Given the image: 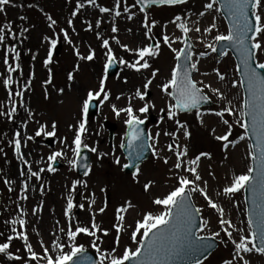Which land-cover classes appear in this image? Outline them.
I'll use <instances>...</instances> for the list:
<instances>
[{"label": "rangeland", "instance_id": "374dc122", "mask_svg": "<svg viewBox=\"0 0 264 264\" xmlns=\"http://www.w3.org/2000/svg\"><path fill=\"white\" fill-rule=\"evenodd\" d=\"M208 0H192L181 7L164 9H152L148 12L150 21L155 19L158 21L157 26L153 29L152 36L160 42V51L158 56L151 57L149 69H141L136 72L133 69L121 65L120 71L114 77H107L105 81V90L110 93L108 101L102 104L100 114L95 118H89L86 124L88 132L84 137L89 148L96 147L97 152L92 153L91 171L85 177H78L75 168H73L68 160L73 159V154L69 147H66L60 141L67 137V144L71 145L74 138V133L70 130V125H76L82 118L83 100L87 98V92L99 89V81L104 76V65L107 63L105 49L101 46L103 39L109 40V46L113 49V55L117 61L122 57L127 62H134L138 57L134 52L126 51L116 44L112 39L115 36L120 40L121 44H126L131 49L140 46H146L151 43L145 36V30L142 27L143 13L139 11V7L135 4V0H121V16L113 19L109 14L100 13L98 8H93L86 5L81 9L76 17H71V12L75 9L76 0H12V3L17 5L6 6L5 13H0V27L6 23L12 24L11 31L16 33V39L6 34V40L3 45H0V111L7 112L12 103L15 102L17 112L13 114L12 120H8L6 116H0V232L7 235L12 234L10 229L13 226L11 223L6 224L5 221H12L19 217L21 209L27 212V215L22 217L27 223L23 230H26L29 236V242L33 245L34 250L41 254L42 250L38 241L42 238L45 245L50 244L53 238L52 234L61 237V242L67 245L68 241L64 234L60 233L59 229L68 226V218L64 215L66 201L71 183L73 180H80L86 183H81L77 186L74 193V205H76L70 215L73 230L79 223L81 226L91 225L92 214H95V222L100 226V231L97 232L99 239L94 247L92 241L95 237H89L83 233L79 234L76 240L77 245H83L85 249L95 252L100 259L97 248L100 252H109L116 246L117 232L114 225L119 223L116 220L115 210L126 202H130L131 207L127 212L122 213L125 219L123 228L120 233L119 245L117 246V254H122L125 247L135 248L130 239L131 232L134 230L135 222L142 218L148 212L158 214L164 211V206H157L153 203L156 198H161L176 186L177 181L173 178L177 170L173 169L175 156L167 150V145L172 143L169 136L164 135L165 132H174L176 124L174 120L167 119L166 112L161 113L160 109L167 108L169 103H174L171 99L161 91L158 85H162L170 79L171 68L175 67V54L162 42L164 29L162 25L168 23L175 15H181L186 19L189 26H192L193 21H198L197 26L203 28L209 26L215 17L216 29L211 33L202 35L195 31L189 33V38L195 45L194 60L198 59L199 71L196 73L197 81H203L204 85H211L212 88H219L225 97L221 100L210 88H204L212 101L213 107L200 109L201 117L196 116L197 111L186 114H178L175 119L186 123L190 132V137L185 139L183 130L177 133V142L188 147V157L194 158L201 151H206L211 154L210 158H203L199 164V173L204 180L208 181L207 192L214 202L221 204L225 209L226 219H231L232 222L239 228H244L247 232V222L245 218V209L240 193H236L231 197L223 195L217 196V192L222 193L223 187L230 184L234 174H241L250 166V159L247 156L248 141H239V135L243 131L238 125L233 128V136L231 139L237 140L235 147H230L224 151L221 147L222 142L214 139L211 129L215 128L216 134H223L226 127L221 123L214 113L228 106L231 101V106L234 109H239L242 106L241 87H233L232 81L238 80L236 77L235 63L232 57H227L223 60H218L215 52L206 47V44H213L215 35L218 33L226 34L227 28L219 14L217 5L211 13H205V16L200 17L199 12L203 11V4ZM97 4L104 7H113L114 0H97ZM31 5L32 7H29ZM128 6L131 13H135L132 20H128L127 13L123 12V8ZM47 12L57 20L56 32L53 33L47 27V20L44 13ZM23 15L27 19L19 20ZM73 19L72 27H69L67 20ZM100 19L101 26L95 28V22ZM85 21H90L94 28L86 30ZM115 23L118 28L117 33L111 32V24ZM28 27L29 31L20 37L19 32L22 28ZM63 28L69 34V39L73 41L69 45L63 39V33L60 29ZM75 28V31H72ZM100 33V38H97L96 33ZM166 33L172 38L181 36L182 33L173 24L168 23ZM48 35L50 38L57 39L55 48L52 49L53 60L49 64L52 71L51 85H44V81L48 78V69L43 65L46 58L49 44L43 41V36ZM15 46L21 52L20 64L23 69V77H20L19 70L13 73V83L10 85L13 96L11 101L8 98V92L3 86V79L6 78L7 71L3 64L5 50L8 47ZM74 46L79 49L81 55H87L89 47L94 50V59L92 61L79 60L75 55ZM183 44L177 40L173 47L177 50ZM59 50L56 55L55 50ZM56 50V51H57ZM205 51L208 53L205 57H199V52ZM35 54L36 59L32 60V55ZM9 63H13L12 53H8ZM258 61L264 62V53L257 57ZM143 61H141L142 63ZM78 65V70L77 66ZM159 69L157 76L153 79V83L148 90L143 89V84L147 79L151 78V72ZM214 69H219L221 74L225 76L223 81H220L216 76ZM74 73L72 81L67 80L68 72ZM207 72L208 75H202ZM30 73H34L31 89L25 92L24 105L20 106L19 98L15 96L17 88L24 84L29 78ZM19 83L15 85L17 81ZM47 87V95L45 94ZM203 87V85H201ZM63 88L61 93L59 89ZM142 91H150V96H146L145 100H140L135 96L136 89ZM103 94L99 98H94L100 102ZM119 97V99L117 98ZM131 103L134 114L149 123L152 143L157 155L150 157L147 163L140 167L136 174L127 175L122 173V165L125 159L120 154L121 142L124 140L127 119L126 113H121L117 116L112 111V105H115L117 110L126 108ZM147 102L149 105H154L149 108L147 113H140L139 108ZM25 109L32 111L33 116L29 118ZM165 118L161 121L160 117ZM225 118L230 122L234 117L225 114ZM238 118V111L237 116ZM203 121L201 124L200 121ZM26 122V127H22ZM46 124V131H51V124H57L55 144L53 147L47 146L45 138L47 136L41 133L40 137H35V131L38 130L39 124ZM112 124L111 127H116V137L114 142H109V127L107 124ZM20 131L22 136L31 135L33 140H22V152L29 161L28 165H24L16 158L14 152V144L9 141H14L15 132ZM159 132L161 135L156 138L155 134ZM54 151H62L65 155L57 157L61 160L62 167L56 169L55 172L47 171L48 164L53 161H48L47 157ZM99 153H105L100 156ZM153 154V153H152ZM167 157L168 164H164L163 160ZM119 159V164L116 160ZM40 161V163H37ZM31 166L33 171H38L39 168H45L41 173V179L32 178L28 181L29 191L27 193L28 200L20 199V189L22 177L19 176V170ZM191 178V177H190ZM9 180L11 184H5L4 181ZM151 181L147 191L143 186ZM43 185L44 192L41 195L40 186ZM12 188L9 191V188ZM203 187V184H201ZM35 188V191L32 189ZM195 194L196 202L202 210L204 221L208 222V227L204 229L203 235H209L211 232L219 231L218 213L207 206L206 201L198 192ZM94 198L95 203L89 207V201ZM107 203V207L103 213L99 209ZM42 203V211L36 215L32 214V209ZM84 204V209L79 208V204ZM239 205L237 208L236 205ZM19 205V207H17ZM59 222V223H57ZM17 231L22 229L19 223L15 225ZM36 229L40 235L37 236ZM103 230L108 231L105 236ZM235 235V234H234ZM221 238L227 239L224 233L216 239L219 242L218 249L211 254V257L203 264H222L224 259L230 258L233 251V246L222 244ZM6 241L3 236L0 237V242ZM17 249L20 251L17 252ZM9 251L13 254L20 255L24 260L28 259L27 253L23 249V242L20 239H13ZM64 251H69L67 246ZM245 258L250 264H264L262 258L255 253L245 254ZM0 264H19L16 261H9L3 255H0ZM35 264V262H30ZM43 264V261L40 262Z\"/></svg>", "mask_w": 264, "mask_h": 264}, {"label": "snow or ice", "instance_id": "6c2138e0", "mask_svg": "<svg viewBox=\"0 0 264 264\" xmlns=\"http://www.w3.org/2000/svg\"><path fill=\"white\" fill-rule=\"evenodd\" d=\"M221 4V7L226 10V14L229 17V24L227 33H218L214 37V41L222 42L228 41L229 44L235 49L238 54L239 63L235 66V71L239 73V79L232 81V86L244 87L247 95L243 99L242 106L237 110L231 106V101L228 102V106L218 110L214 113L219 118L221 123L226 127V131L223 134H216L215 128L211 129L214 139L218 142H222L221 147L224 151L229 149V146L235 147L238 143L237 140L230 139L233 133L234 126L238 125L243 130V134L239 135V141L250 142L247 144V156L251 160V165L248 166L246 171L241 174H234L229 185L223 187L222 193L217 192V196L231 197L234 194L245 190L251 193V204L247 210V232L244 228L237 227L231 219H226L225 209L221 204L216 203L208 195L207 186L208 181L204 180L200 175L198 169L199 164L203 158H210L211 154L206 151H201L194 156V158L188 157V147L181 145L177 142V133L183 130V136L185 139L190 137V132L186 123H182L180 120L175 119L178 112L191 111L197 109L196 116L199 119L201 112L198 110L199 106L209 100V96L204 94V88H210L221 100L225 99L219 88H212L211 85H204L203 81H197L193 78V73L198 72L199 60H194L193 44L189 40V33L195 31L202 35L211 33L216 29L215 17L213 22L206 27H199L198 21H193L192 26L186 19H183L181 15H175L168 23L173 24L182 33L181 36L172 39L167 33L168 23L162 25L165 30L162 35V42L166 45L174 54L176 58V65L171 69L170 79L164 82L162 85H158L161 91L166 94L174 103H169L167 108H161V113L166 112L167 119L174 120L176 124V130L174 132H165L164 135L171 137L172 143L167 145V150L175 156V163L173 169L177 170L173 177L177 184L172 190L165 194L161 198H156L153 203L157 206H164V211L153 214L148 212L137 220L134 225V230L131 232L130 239L133 244L137 245L134 249L125 247L122 254H117V246L119 245L120 233L123 228V221L125 219L122 213L128 211L131 207L130 202H126L121 207L115 210L116 220L119 223L115 224V230L117 232L116 241L114 246L109 252H100L97 248V252L100 255L99 260H94L91 256L87 255L83 245H77L76 240L79 234L83 233L89 237H95L92 241L93 246H96V242L99 239L97 232L100 231V226L95 222V214H92L91 225L81 226L79 223L73 226L71 223V211L76 206L74 205V193L77 186L84 183L80 180H73L68 192L66 207L64 210L65 217L68 218V226L65 230L64 227L59 229L60 233L64 234L67 238V245L61 242V237L52 234L53 238L48 246L45 245L41 238L38 243L42 250L41 254H38L33 245L29 242V236L26 230H23L27 221L22 218L27 215V212L21 209L19 217L12 221H5L6 224L11 223L13 226L10 231L12 234L6 236V242H0V255L6 257L9 261H16L19 264H176L177 261L180 264H203L201 256H204L207 250L211 247L206 243L209 239L208 236L200 235L197 232L204 231L208 227L207 221H202L201 224L196 223L197 215L200 213L199 208L193 207L190 199V195L193 192H198L206 201L207 206L214 209L218 213V226L219 231L211 232L210 237L215 239L221 237V233H224L226 240L221 238L222 244L230 243L233 246V251L230 254V258L224 259L222 264H250L249 260L245 258V254L256 252L264 254V62L258 61L259 54L264 53V0H208L203 4V11L199 12V16H205V13H211L217 3ZM187 0H135V4L139 5V11L143 13L142 27L145 30L144 36L151 41L153 36V29L157 26L158 21L152 19L150 21L146 7L149 5H165V6H178L184 5ZM16 7L17 5L12 3V0H0V13H5L6 6ZM86 5H90L93 8H98L100 13L109 14L113 17L121 16V0H114L113 7H104L97 4V0H76L75 9L71 12V17H76L81 9H84ZM29 7H32L29 5ZM219 11V9H216ZM123 12L127 13V19L132 20L135 13L130 12V8L125 6ZM47 20V27L56 32L57 20L54 19L47 12L44 13ZM26 16L21 15L19 20L25 21ZM101 20L97 19L95 22V28L99 29L101 26ZM86 30H93L94 26L90 21H85ZM69 27L73 25V19L67 20ZM12 24L6 23L3 27H0V45H3L6 40V34L16 39V33L11 31ZM29 28L24 27L20 30V37L24 36V33L28 32ZM75 31V28H72ZM63 33V39L72 45L73 41L69 39V34L63 28L60 29ZM111 32L117 33V25L113 22L111 24ZM97 38H100V33H96ZM116 44L121 48L129 52H134L138 57L134 62H127L122 57L119 63L125 65L129 69H133L136 72H140L141 69H149L151 67L149 59L156 57L160 51V42L155 44L148 43L146 46H140L135 49L129 48L126 44H121L120 40L115 36L112 37ZM179 40L183 47L179 50L173 47V44ZM43 41L49 44L46 58L43 61V65L48 69V78L43 82L45 86L52 83V71L48 67L53 60L52 49L57 44V39L50 38L48 35L43 36ZM106 51L105 56L107 61L111 64H115V58L113 56V49L109 46V40L103 39L101 45ZM206 47L215 52L217 49L213 44H206ZM75 55L79 60L92 61L94 59V50L89 47L87 55H81L79 49L74 46ZM8 53H12L13 63H9ZM208 53L205 51L199 52V57H205ZM21 52L13 45L5 50L3 58V64L6 67L7 75L3 79V86L8 92V98L11 101L13 92L10 85L13 83V73L19 70L20 77H23V69L20 64ZM148 57V58H146ZM36 59L35 54L32 55V60ZM141 61H143L141 63ZM109 63L104 65V76L99 81V89L95 92L88 91L87 98L83 100L82 105V118L76 125H70V130L74 133V138L71 145L67 144V137L60 142L66 147H69L73 159L68 160V163L73 167L78 166V159L81 156L82 149H88L92 153L97 152L96 147L89 148V145L85 142L84 137L88 132L86 124L89 120V107L90 102L94 98H99L103 94L100 104L108 101L110 93L105 90V81L107 79ZM78 70V65L76 66ZM159 69L151 72V78L147 79L143 84V89L148 90L149 86L153 83V79L157 76ZM216 76L220 81L225 79V76L221 74L219 69H214ZM202 75L207 76L208 73L204 72ZM74 78L73 72H68L67 80L72 81ZM34 79V73H30L27 81L20 85L15 91V96L19 98L20 106L24 105V95L26 91L31 89L32 80ZM19 83V81H17ZM203 85V87H201ZM62 93L63 88L59 89ZM45 94L47 95V87H45ZM135 96L140 100H145L146 96H150V91H142L140 88L136 89ZM119 99V97H117ZM147 102L139 108L140 113H147L150 107ZM27 116L31 118L33 116L32 111L25 109ZM112 111L119 116L121 113H126L127 119L124 123L127 125L126 135L128 137L127 147L131 151L129 152V158L135 162L139 160L146 148L153 147L148 145L144 140V131L141 125L145 123L143 119L134 114L133 107L129 102L126 108H120L117 110L115 105H112ZM238 111V118L237 116ZM17 112L15 102L12 103L10 109L0 111V116H6L8 120H12L13 114ZM225 114L234 117L232 122L225 118ZM165 117L161 115L160 119L163 121ZM201 124L203 121H200ZM38 130L35 131V137H40L43 132L47 137H56L57 124L53 122L51 124V131H46V124L39 123ZM22 127H26L25 124ZM161 133L155 134L158 138ZM14 141H9L10 144H14V152L16 158L21 161L22 164L28 165L29 161L26 159L25 154L22 152V140L31 141L33 136H22L20 131L15 132ZM51 141V140H49ZM52 141L49 143L51 144ZM121 147H124V143L121 142ZM3 149H0L2 152ZM65 155L62 151H54L47 157L48 161H56L57 157ZM102 157L105 153H99ZM153 155H157L155 149H153ZM40 163V161H37ZM83 167L88 169L90 166L83 164ZM119 164V159L116 160ZM164 164L169 163L167 157L163 160ZM130 165L125 164L124 167L128 168ZM139 168L138 165H136ZM45 171V168L41 167L38 171H33L29 166L27 170H19V176L21 180L20 199L28 200L29 184L28 181L32 178L37 180L41 179V173ZM47 171L55 172L56 169L50 163L48 164ZM84 175H88L86 170ZM191 177V178H190ZM5 184H11L9 180L4 181ZM151 181L145 183L143 188L147 191L150 187ZM203 184V187H201ZM84 186L87 187L86 183ZM12 188H9L11 191ZM35 191V188L32 189ZM41 195H43L44 187L40 186ZM95 203L94 198L89 201V207ZM19 207V205H17ZM107 207V203L99 209L100 213H103ZM238 208L239 205L237 204ZM80 209H84V204H79ZM42 211V203L32 209V214L36 215ZM19 223L21 231H17L15 225ZM59 223V222H57ZM36 235L40 233L36 229H33ZM104 235H108L107 230H103ZM235 234V235H234ZM3 232H0V237L4 236ZM13 239H20L23 242V249L28 255V259L24 260L20 255L13 254L9 251L10 245ZM69 251H64L65 247ZM20 250L17 249V252Z\"/></svg>", "mask_w": 264, "mask_h": 264}, {"label": "water", "instance_id": "95a60500", "mask_svg": "<svg viewBox=\"0 0 264 264\" xmlns=\"http://www.w3.org/2000/svg\"><path fill=\"white\" fill-rule=\"evenodd\" d=\"M234 53H235L234 56H236L237 61H238V63H239V60H238V54H237V52H234ZM112 73H114V72H112ZM205 104H206V102L203 103V104H201L199 107H201V106L204 107ZM143 157H144V156H143ZM147 157H148V154L145 153V157H144V159H146ZM141 159H143V158H140L139 160H137V162L141 161ZM249 193H250V192L247 191V194H249ZM250 204H251V197H250V200H249V206H250ZM197 230H198V229H197ZM213 248H214V245H211V247L207 250V252L205 253V255L200 257L201 260H203L205 257H207V255H208L209 253H211V251L213 250ZM87 255L91 256L90 254H87ZM176 264H177V263H176Z\"/></svg>", "mask_w": 264, "mask_h": 264}]
</instances>
